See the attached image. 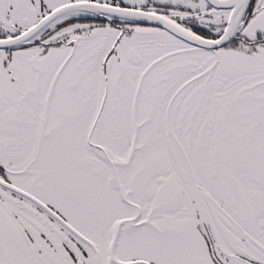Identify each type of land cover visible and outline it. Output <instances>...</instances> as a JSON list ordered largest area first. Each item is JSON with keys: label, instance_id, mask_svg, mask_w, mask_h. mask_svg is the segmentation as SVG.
I'll use <instances>...</instances> for the list:
<instances>
[{"label": "snow or ice", "instance_id": "obj_1", "mask_svg": "<svg viewBox=\"0 0 264 264\" xmlns=\"http://www.w3.org/2000/svg\"><path fill=\"white\" fill-rule=\"evenodd\" d=\"M0 264H264V0H0Z\"/></svg>", "mask_w": 264, "mask_h": 264}]
</instances>
